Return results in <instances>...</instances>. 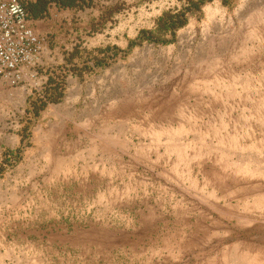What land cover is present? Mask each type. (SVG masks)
<instances>
[{"label": "rangeland", "instance_id": "374dc122", "mask_svg": "<svg viewBox=\"0 0 264 264\" xmlns=\"http://www.w3.org/2000/svg\"><path fill=\"white\" fill-rule=\"evenodd\" d=\"M200 1L48 5L0 76V264H264V0Z\"/></svg>", "mask_w": 264, "mask_h": 264}, {"label": "bare ground", "instance_id": "6f19581e", "mask_svg": "<svg viewBox=\"0 0 264 264\" xmlns=\"http://www.w3.org/2000/svg\"><path fill=\"white\" fill-rule=\"evenodd\" d=\"M28 22L29 15L20 3L0 0V76L21 79L35 41Z\"/></svg>", "mask_w": 264, "mask_h": 264}, {"label": "crops", "instance_id": "0c3cea01", "mask_svg": "<svg viewBox=\"0 0 264 264\" xmlns=\"http://www.w3.org/2000/svg\"><path fill=\"white\" fill-rule=\"evenodd\" d=\"M28 23L33 30L35 41L31 56L23 68L32 70L33 72H40V69L44 66V15L40 18H34L30 15Z\"/></svg>", "mask_w": 264, "mask_h": 264}, {"label": "trees", "instance_id": "16d2710c", "mask_svg": "<svg viewBox=\"0 0 264 264\" xmlns=\"http://www.w3.org/2000/svg\"><path fill=\"white\" fill-rule=\"evenodd\" d=\"M78 1L79 0H37L36 3L26 6L25 8L32 17L40 18L47 12L48 5L52 3L61 8H73L77 6ZM203 2L204 0L200 1V3ZM194 7L197 6L194 5Z\"/></svg>", "mask_w": 264, "mask_h": 264}]
</instances>
